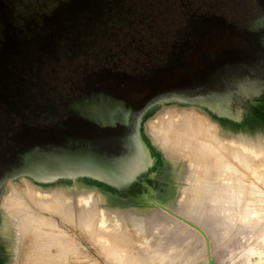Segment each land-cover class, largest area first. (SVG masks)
Instances as JSON below:
<instances>
[{"label": "rangeland", "instance_id": "obj_1", "mask_svg": "<svg viewBox=\"0 0 264 264\" xmlns=\"http://www.w3.org/2000/svg\"><path fill=\"white\" fill-rule=\"evenodd\" d=\"M224 6L223 0H0V95L13 107V110L0 107V148L11 149L7 141L10 139L16 140L20 149L61 143L64 131L51 125L48 115L60 114L69 98L92 90L120 95L137 109L159 93L187 91L199 83L209 82L223 90H233L242 78L252 74L256 58L251 43L240 37L234 28L218 20L200 21L196 25L197 30L190 26L188 20V16H192L197 22L208 11L215 16L224 15L227 13ZM138 38L153 43L161 41L159 49L171 48L174 39L180 41L177 64L172 68H159L140 55L138 62L131 61V66H138L133 73L115 67L114 63L122 59V53L134 47L131 39ZM259 67L258 72L262 74L264 67ZM259 102L264 109V100ZM254 106V99L246 95L232 97L228 103L230 111L234 112L239 107L253 109ZM185 109L188 112L194 110L195 116H199L196 120L199 118L203 123L214 124V129L218 128L215 131L218 140L213 137L212 143L211 137L204 138L211 141L208 143L214 146L212 151L219 149L215 147L220 138L225 141L221 143L227 148L220 144V152L211 153L216 157L221 154L219 157L225 161L209 153V167L220 170L222 165V170L227 167V171L236 173V181L242 178V181L239 179L240 190L247 192L240 191L241 199L237 189L233 188L221 199H214L212 195L204 205L195 209L189 203L190 200L198 201L189 196L193 182L189 174L198 173L199 163L192 157L175 159L166 155L164 148L152 141L148 126L150 121H156L167 110L179 113ZM218 123L222 124V131ZM74 125L75 133H94L93 127L87 123L75 122ZM251 125L245 130L239 126L238 131H234V118L200 103L172 100L151 107L142 117L140 131L147 139L152 138V144H157L167 157L180 162V168L184 164L188 166V170L181 171L178 178L176 173L169 178L168 187L174 186L176 191L167 199L165 196L157 200L149 196L146 200L135 197L132 200L136 203H121L108 192L98 189L96 192L95 187L79 184L85 183L80 177L69 181L60 178L53 183L29 176L5 181L0 189V264H208V254L217 264H264V118L251 120ZM236 149L242 155L239 160L233 154ZM221 161L224 163L220 164ZM167 166L169 168L171 164L167 163ZM167 166L158 173L157 180L164 179ZM210 178L213 179L208 174L207 179ZM26 188H35V192H28ZM89 190L102 199L98 197L100 210L105 212L108 221L99 215L87 218L89 211L81 212L83 205L78 202V195L86 191L90 193ZM235 190L237 193L232 192ZM51 191V195L54 192L60 195L59 205L50 199L46 201L45 206L48 207L45 208L44 199L30 198L36 192L39 197L46 198ZM62 196L67 197L64 202ZM17 200L27 202L29 206L22 202L16 204ZM32 200L37 206L42 203V208L40 205L35 208L37 206L30 202ZM60 202L69 203V209L67 204L61 205ZM159 203L202 227L205 234L155 206ZM18 205L22 206L21 211ZM4 206L12 216L3 214L9 212H5ZM24 208H29L32 216L28 218ZM44 208L46 212L42 210ZM60 208L61 211L58 210ZM154 211L157 215H144ZM69 212L74 221L69 220ZM45 214L50 216L52 224ZM33 217H36L35 221L31 220ZM5 218L10 223L16 220L14 224L18 226L8 225ZM41 222L45 225L40 226ZM2 225L5 228H1ZM54 225L58 226L57 229L53 228ZM7 227H14V230ZM17 237L20 238V241L16 239L18 242L14 241Z\"/></svg>", "mask_w": 264, "mask_h": 264}, {"label": "flooded vegetation", "instance_id": "obj_2", "mask_svg": "<svg viewBox=\"0 0 264 264\" xmlns=\"http://www.w3.org/2000/svg\"><path fill=\"white\" fill-rule=\"evenodd\" d=\"M224 8L227 13L220 16H215L212 11H208L205 16L200 17L196 22L192 16H188L189 24L197 30V23L200 21L218 20L225 26L232 27L236 30L237 34L247 39L254 50L256 63L252 68V74L245 76L239 81L236 88L230 91L223 90L218 86H213L209 82L197 84L195 88L190 90H173L174 92L189 94L192 96L198 95L212 101L218 108L230 110L228 103L232 97H241V95L249 96L254 99V108L246 109L239 107L234 112L235 125L241 126L245 130V127H251V120L258 117L264 118V109L259 106V101L264 100V72L259 74L260 65L264 67V0H223ZM134 47H131L130 51L122 53V59L115 61L114 66L121 68V70H129L134 72L138 69L137 65L131 66V61L138 62L139 56L144 55L148 63L157 65L159 68H172L177 64V51L180 50V41L174 39L171 48L159 49V42L143 41L142 38L131 39ZM146 62V61H145ZM146 64V63H145ZM259 68V69H258ZM128 71V72H129ZM260 84V85H258ZM244 87V94H242L241 87ZM254 89H253V88ZM261 89V90H260ZM105 92L110 95H114L125 99L131 106L132 112L127 122L116 123L114 125L99 126L79 115L77 110L73 107L75 100L83 97H90L94 93ZM172 92V91H170ZM169 93V92H163ZM160 94V93H159ZM223 95V96H222ZM150 99V98H149ZM145 104V103H144ZM142 105V107L144 106ZM0 107L6 110H13V107L8 101L0 95ZM141 107V108H142ZM137 109L135 105L128 99L105 91V90H92L82 95L73 96L68 99L63 111L58 115H48L49 123L57 126L64 131V140L61 143H48L45 145H34L25 149H20L17 141L14 139L7 140L10 143L11 149L0 148V189L5 181L10 180V175L15 173L22 165L23 157L35 147H46L48 145L68 146V147H80L82 145H90L96 152H106L109 156L115 158L124 152V143L131 139L135 132ZM17 114V113H16ZM237 116V117H236ZM75 122H83L93 127L94 133L89 135H82L75 133ZM7 137V136H5ZM169 183V180L168 182ZM134 184H138L134 182ZM168 197V196H166ZM152 198V197H151ZM133 199V198H132ZM129 199L130 203H136L134 200ZM132 201V202H131Z\"/></svg>", "mask_w": 264, "mask_h": 264}, {"label": "bare ground", "instance_id": "obj_3", "mask_svg": "<svg viewBox=\"0 0 264 264\" xmlns=\"http://www.w3.org/2000/svg\"><path fill=\"white\" fill-rule=\"evenodd\" d=\"M258 85H260V84H258ZM246 85H243L240 89H241V93L242 94H244V87H245ZM261 86V85H260ZM253 88V87H252ZM254 89V88H253ZM261 90V89H260ZM187 103H189V102H187ZM260 103V102H259ZM262 103V102H261ZM194 104V103H193ZM263 105V104H262ZM209 107V106H208ZM209 108H211V107H209ZM211 109H213V108H211ZM186 110V109H185ZM214 110V109H213ZM174 111V110H173ZM172 110H167L163 115H161V116H158V118H157V120L156 121H154V122H152V121H150V123H149V131H150V133H151V136H152V141L154 140L156 143H158V144H160L161 146H162V148H164V150H165V153H166V155H169L171 158H175V159H177V158H182L183 157V159H185V158H187V157H192V158H194L195 159V161L196 162H198L199 163V165H200V169H199V171H198V173L196 174V173H194L193 172V175L192 174H189V175H191V177H192V185H191V194L189 195V196H192L193 197V199L195 198V199H198V201H194L193 200V202L190 200L189 201V203L193 206V209H195V207H198V205H204L205 203H206V201L207 200H209L211 197H213V196H215L214 197V199H221V198H223L224 196H225V193L228 191V190H231V189H233V188H235V189H237V192H238V196L244 191H241L240 190V188H241V179L242 178H239L238 179V181H236V176L237 175H235L236 173H231V172H229V171H227L226 169H227V167H226V169H225V171L224 170H222L221 168H223L222 167V165H221V168H220V170H219V168L218 169H213L212 167H209V165H211L210 163H209V153L211 154L212 152L213 153H215V151H218L219 149L221 150V147H223L222 145V143H224V142H222L221 141V138L219 139V144H218V142L216 143V142H214V145H215V143L216 144H218V145H220L221 144V147L219 146L218 147V145H217V147H215V148H219V149H215V151H212V147H214V146H212V144L210 145L209 143L212 141L211 139L214 137L215 138V136L217 137V135L215 134V131L218 129V128H213L214 127V124L212 125L211 123H208V124H206V123H203L202 121H200L199 120V118H198V120H196L197 119V117H199V116H195V112H194V110L192 111V112H188V110H186V111H181V112H176V113H174ZM176 111V110H175ZM214 111H216V110H214ZM232 111V110H231ZM230 110H226V112H227V114L226 115H228L229 117H232V118H234L235 117V115H234V113L233 112H231ZM203 112V111H202ZM217 112V111H216ZM196 113H198V112H196ZM217 113H219V114H222V113H220V112H217ZM206 115V114H205ZM214 115V114H213ZM223 115V114H222ZM215 116V115H214ZM213 116V117H214ZM179 117V118H178ZM237 117V116H236ZM217 118V117H216ZM211 119V118H210ZM214 120H216V119H214ZM177 122H179V124H177ZM218 125H219V129L221 130V125L218 123ZM215 126H216V124H215ZM210 127H212L211 128V130L213 131V133L211 132V130H210ZM225 127V126H224ZM239 126H237V125H235V128H234V131L235 130H237V128H238ZM233 128V127H232ZM223 130V129H222ZM221 130V131H222ZM226 130H229V129H226ZM225 130V131H226ZM224 131V132H225ZM238 131V130H237ZM188 132H192L191 134L192 135H190ZM148 134V133H147ZM189 134V135H188ZM214 135V136H213ZM240 135H242V134H240ZM142 136H143V138L145 139V141L147 142V144L149 145V147H150V149L152 150V154H153V156H154V160H152L151 161V163H150V165H148L147 167H145V168H138V169H135V172H136V174L139 176V177H141V178H143V179H145L146 180V184L145 185H141V184H135V185H125V186H123V187H113V186H110V185H108V184H105V183H102V182H100V181H98V180H95V179H92V178H90V177H85V176H76V177H80V178H82V179H84L85 180V183H79V184H82V185H86V186H92V187H95V190L96 189H98V190H101V192H108L110 195H112V196H114L116 199H118V200H120L121 201V203H129V199H132V198H135V197H138V198H142V199H148V196L149 197H154V198H156V200L158 199V198H164V196H165V199H167V197L166 196H168V195H171L172 193H174L176 190H175V188L176 187H174V186H169L168 187V180H169V178H171L172 176H174V173H176L177 174V178H178V176H180L181 175V171H184V170H188V166L186 165V164H184V165H182L183 166V168H180V162L179 163H176L175 162V160L173 161L172 159H170L169 157H167L165 154H164V152H163V150L161 151L160 149H159V146H158V148H157V144H156V146H154L155 144H152V142H151V139H147L146 137H145V135L144 134H142ZM207 137V136H209L208 138H210L209 140H211L209 143L207 142V140L205 141V138L204 137ZM221 137V136H220ZM238 137H240V136H238ZM207 138V139H208ZM213 138V139H214ZM219 138V137H218ZM215 139H217V138H215ZM218 140V139H217ZM222 142V143H221ZM240 142V141H239ZM212 143H213V141H212ZM233 143H235L236 144V142H233ZM251 144L252 143H249V145L251 146ZM226 145V144H225ZM224 145V149H225V147L227 146H225ZM237 145V144H236ZM160 146V147H161ZM216 146V145H215ZM248 146V145H247ZM247 146H245V147H247ZM249 146V147H250ZM253 146V145H252ZM240 147V146H239ZM254 147V146H253ZM227 148V147H226ZM256 148V147H255ZM255 148H253V149H255ZM214 149V148H213ZM247 149V148H246ZM220 150H219V152H220ZM228 150V149H227ZM252 150V149H251ZM224 151V150H223ZM229 151H231V150H229ZM233 151V150H232ZM231 151V152H232ZM236 151V152H235ZM241 151V150H240ZM219 152H217L218 154H219ZM234 152V153H233ZM232 153L234 154V156L236 157V158H238V160L239 159H241L242 158V155L240 156V154L241 153H239L238 152V149H236V150H234ZM251 152V151H250ZM254 152V151H253ZM257 152V151H256ZM216 153V154H217ZM224 153H227V152H225L224 151ZM255 153V152H254ZM251 153H249V155H250ZM255 154H257V153H255ZM211 155H213V154H211ZM210 155V156H211ZM238 155V156H237ZM214 156V155H213ZM220 157H221V154L219 155ZM218 155H217V157L218 158H220ZM227 156V155H226ZM229 156V155H228ZM248 156V155H247ZM212 157V156H211ZM216 159H217V157H216V155L214 156ZM214 157H212V158H214ZM224 157V156H223ZM241 157V158H240ZM211 158V159H212ZM222 159V161H225V159H223V158H220V160ZM234 159V158H233ZM235 160V159H234ZM220 162V164L221 163H224V162ZM228 161V160H227ZM230 161V160H229ZM241 161V160H240ZM243 161V160H242ZM211 162V161H210ZM218 162H219V160H218ZM231 162H233V161H231ZM235 162V161H234ZM167 163H170L171 164V167L169 166V168H168V166H167ZM211 163H213V162H211ZM217 163V162H216ZM226 163V162H225ZM236 163V162H235ZM234 163V164H235ZM239 163V162H238ZM238 163H236V164H238ZM240 164V163H239ZM243 163H241V165H242ZM252 164V163H251ZM213 165H214V163H213ZM219 165V164H218ZM246 165V164H245ZM248 165V164H247ZM253 165H254V162H253ZM167 166V170H166V173H165V177H164V179H160V180H157L156 179V177H157V175H158V173L164 168V167H166ZM181 166V167H182ZM195 166V165H194ZM216 166V165H215ZM220 166V165H219ZM218 166V167H219ZM223 166H225V164L223 165ZM226 166H227V164H226ZM237 166V165H236ZM248 167V166H247ZM251 167V166H250ZM255 167V166H254ZM216 168H217V166H216ZM246 169V168H245ZM250 169V168H249ZM247 170V169H246ZM233 171H235V170H233ZM237 171H239V169L237 170ZM236 171V172H237ZM250 171V170H249ZM238 173V175L240 174L239 172H237ZM250 173V172H249ZM204 174H205V176H204ZM210 175V176H212L213 177V179H211V180H208L207 179V175ZM253 174V173H252ZM251 174V175H252ZM255 174V173H254ZM258 175V174H257ZM255 176V175H254ZM260 176V175H259ZM262 176V175H261ZM191 177L189 178V179H191ZM241 177V176H240ZM22 178V177H21ZM209 178V177H208ZM244 178V177H243ZM58 179H60V178H54V179H49V180H46V181H48V182H51V183H53V182H55L56 180H58ZM64 179V178H63ZM72 178H66V180H71ZM76 179V178H75ZM175 179H176V176H175ZM175 179H174V181H175ZM187 179V178H186ZM263 179V178H262ZM11 180V179H10ZM79 180V179H78ZM188 180V179H187ZM25 181V180H24ZM27 182V181H26ZM25 182V183H26ZM42 182V181H41ZM177 182V181H176ZM254 182V181H253ZM246 183V182H245ZM26 185H28V184H26ZM41 185V184H40ZM244 185V184H243ZM254 185V184H253ZM12 186V185H11ZM28 187V186H27ZM31 187H32V185H31ZM74 187V186H73ZM12 188H13V186H12ZM245 188V187H244ZM26 190H27V188H26ZM28 190H33V192H35L34 190H35V188L34 189H28ZM27 190V191H28ZM175 190V191H174ZM251 190H254V189H252V187H251ZM26 191V192H27ZM56 191V190H55ZM240 191H241V193H240ZM23 192V191H22ZM29 192V191H28ZM49 192V191H48ZM54 192V191H53ZM60 192V191H59ZM58 192V193H59ZM87 192V191H86ZM86 192L82 195V193H81V195H78V196H80V201H78V202H81L82 203V205H83V207H82V209H81V212L83 213L84 211L85 212H88L89 211V213H87V216H89V217H87V218H92V217H94V216H96V215H99L103 220H105V221H108V219L109 218H107V215L105 214V212H102V210H100V206H99V204L101 203H99V200L101 199L100 198V196H96V195H94V194H96V193H91V190H89V192L90 193H88V194H86ZM92 192H95V191H92ZM96 192H98L97 190H96ZM232 192H236V190L235 191H232ZM236 192V193H237ZM244 192H247V191H244ZM252 192V191H251ZM251 192H250V194H251ZM256 192V191H255ZM51 193H52V191L50 192V195H51ZM57 193V192H56ZM55 192H54V195H49L48 197H44V198H41V197H39L38 196V194H37V192H36V194L34 195V193H33V196H31L30 195V198L32 197V199L34 200V198H40V199H44V201H45V203L43 202V204H44V207L45 208H47L48 206H45L46 205V201H51L52 199L53 200H56L57 202L58 201H61L59 198H61L60 197V195H57ZM254 193V192H253ZM30 194V193H29ZM61 194V193H60ZM100 194V193H99ZM98 194V195H99ZM233 194V193H232ZM245 194V193H244ZM62 195V194H61ZM64 195V194H63ZM213 195V196H212ZM230 195V194H229ZM235 194H233V196H234ZM25 197H27L26 195H24ZM77 196V200L79 199V197ZM241 196V195H240ZM239 196V197H240ZM13 197V196H12ZM63 197V196H62ZM191 197V198H192ZM197 197V198H196ZM210 197V198H209ZM242 197V196H241ZM241 197H240V199H241ZM65 198V200L67 199V197L66 196H64L63 198H62V200ZM103 198V197H102ZM235 198H236V196H235ZM249 198V197H248ZM248 198H245V199H247V201L249 200ZM254 198V197H253ZM10 199V198H9ZM13 199V198H12ZM16 199H18V198H16ZM15 199V200H16ZM29 199V198H28ZM37 199V200H38ZM51 199V200H50ZM225 200L227 199V197L226 198H224ZM238 199V198H237ZM8 200V199H7ZM31 200V199H30ZM30 201V202H36V201ZM65 200H63V202L65 201ZM69 200V199H68ZM102 200V199H101ZM100 200V201H101ZM155 200V201H156ZM230 200H231V195H230ZM10 201H11V199H10ZM13 201H14V199H13ZM229 200H227L226 202H228ZM236 201V200H235ZM16 202V204H20V203H17V202H22V201H15ZM37 202H39V200L37 201ZM168 202H169V199H168ZM239 202V201H238ZM6 203V202H5ZM7 203H9V201L7 202ZM22 203H26L28 206H29V204L27 203V202H22ZM41 203V202H40ZM61 203V205L62 204H64V203H62V202H60ZM80 203V204H81ZM144 203V202H143ZM161 203V202H160ZM154 204L155 206H158V208H160V209H162V210H165V211H167L165 208H163L162 206H161V204ZM171 203V202H170ZM235 203V202H234ZM12 204V203H11ZM14 205H15V203H13ZM36 204V203H35ZM49 204V202L47 203V205ZM52 204H54L53 202H52ZM66 204H67V202H66ZM66 204H64V205H66ZM69 204V203H68ZM68 204L66 205L67 207H68ZM231 204H232V202H231ZM248 204V203H247ZM9 205V204H8ZM22 205V204H21ZM32 205H33V203H32ZM41 206L42 205V203L41 204H38V206ZM58 205H59V202H58ZM60 205V206H61ZM70 205H71V201H70ZM147 205V204H146ZM6 206V205H5ZM5 206H4V208H5ZM18 206H20V205H18ZM28 206H26V208L28 207ZM34 206V205H33ZM36 206H37V204H36ZM38 206L37 207H35V208H37L38 209ZM51 206H53V207H55L54 205H51ZM81 206V205H80ZM154 206V207H155ZM10 209H11V207L10 206H8ZM12 207H13V205H12ZM17 207V206H16ZM58 207V206H57ZM66 207V208H67ZM71 207V206H70ZM152 207H153V204H152ZM151 207V208H152ZM154 207H153V209H154ZM166 207V206H165ZM178 207V206H177ZM3 208V209H4ZM20 211L22 210V206H20ZM26 208H24V211L26 212V214H28V218L30 217V216H32L31 215V211L29 210V208L28 209H26ZM30 208H31V206H30ZM41 208H42V206H41ZM45 208L44 209H42L43 211H45ZM52 208V207H51ZM56 208V207H55ZM61 208H63L62 206H61ZM61 208L60 209H58V210H60L61 211ZM81 208V207H80ZM168 208V207H167ZM6 209V208H5ZM4 209V210H5ZM13 209H14V207H13ZM15 209H17V208H15ZM36 209V210H37ZM65 209V208H64ZM67 209H69V207L67 208ZM9 209L7 208L6 210H5V212L6 211H8ZM18 210V209H17ZM31 210H33V209H31ZM181 210V209H180ZM15 211V210H14ZM14 211H13V213H14ZM34 211V210H33ZM53 211L55 212V209L53 208ZM56 211H57V209H56ZM60 211H58L59 213H63L64 214V212H60ZM66 211V210H65ZM69 211V210H68ZM67 211V212H68ZM156 211V210H155ZM154 211V212H155ZM4 212V211H3ZM16 212H18V211H16ZM35 212V211H34ZM46 212V211H45ZM47 212H48V210H47ZM149 212V211H148ZM168 212V211H167ZM175 212V211H174ZM7 213H11L10 212V210H9V212H6V213H3V214H7ZM51 213V212H50ZM72 213V212H71ZM81 213V214H82ZM125 213V212H124ZM168 213H170V212H168ZM176 213V212H175ZM16 214V213H15ZM19 214H20V212H19ZM30 214V215H29ZM33 214V213H32ZM38 213H36V215H37ZM44 214V213H43ZM49 214V213H48ZM54 214V213H53ZM62 214V215H63ZM73 214V213H72ZM93 214V215H92ZM116 214V213H115ZM118 214V213H117ZM120 214V213H119ZM171 214V213H170ZM8 215V214H7ZM11 216L13 215V214H10ZM17 215V214H16ZM15 215V216H16ZM36 215H34V216H36ZM41 215V214H40ZM46 215V214H45ZM50 215H52V213L50 214ZM55 215H58V213L56 212V214ZM60 215V214H59ZM68 215H70L71 216V218H70V216L68 217L69 218V220L70 219H72L73 220V216L70 214V212H69V214ZM130 215V214H129ZM145 216H149V215H157L156 214V212L155 213H153V212H151V214L149 213V214H144ZM173 215V214H172ZM39 216V215H38ZM49 216V215H48ZM47 215H46V217H48ZM54 216V215H53ZM175 216V215H174ZM18 217V216H17ZM24 217L26 218V216L24 215ZM40 217V216H39ZM43 217V216H42ZM46 217L44 216V218L46 219ZM62 217V216H61ZM60 217V218H61ZM116 217V216H115ZM131 217V216H130ZM183 217V216H182ZM2 218V217H1ZM4 218V217H3ZM14 218H16V217H14ZM22 218V217H21ZM34 218V217H33ZM31 219V220H34L35 221V219H36V217L34 218V219ZM86 218V217H85ZM106 218V219H105ZM111 218V217H110ZM178 218V217H177ZM185 218V217H184ZM10 219V218H9ZM8 219V220H9ZM37 219H39V218H37ZM50 219V216L48 217V219L47 220H49ZM53 219V218H52ZM62 219V218H61ZM113 219V218H112ZM186 219V218H185ZM1 220V219H0ZM5 220H6V218H5ZM11 220V219H10ZM28 220V219H27ZM47 220L46 221H44V223L46 224V222H47ZM64 220V219H63ZM129 220V219H128ZM7 221V220H6ZM16 221V220H15ZM15 221L13 222L12 221V223L14 224L15 223ZM37 221V220H36ZM40 221H43V219L42 220H40ZM49 221H51V220H49ZM48 221V222H49ZM71 221V220H70ZM74 221V220H73ZM5 222V221H4ZM3 222V223H4ZM8 222V221H7ZM28 222H30L31 224H32V222L31 221H28ZM38 222V221H37ZM53 222H55L54 220H53ZM192 222V221H191ZM6 223V222H5ZM4 223V224H5ZM9 223L10 222H8V225H9ZM12 223H10V225L12 224ZM29 223V224H30ZM39 223V222H38ZM42 223V222H41ZM7 224V223H6ZM6 224H5V226H6ZM17 224V223H16ZM16 224H14V225H16ZM18 224H20V223H18ZM35 226H36V224L37 223H33ZM45 224H41L40 226H42V225H45ZM51 224H52V221H51ZM58 224V223H57ZM72 224V223H71ZM24 225V224H23ZM38 225V224H37ZM55 225H56V223H55ZM55 225H54V229L56 228L57 229V227L58 226H56L55 227ZM13 226V225H12ZM16 226H18V225H16ZM19 226H21V225H19ZM33 225H31V227H32ZM39 226V227H40ZM49 226V225H48ZM53 226V225H52ZM51 227V226H50ZM1 228H5V227H3V225H2V227ZM19 227H17V229H18ZM22 228V227H21ZM35 228H37V227H35ZM46 228V227H45ZM52 228V227H51ZM202 228V227H201ZM7 229L8 230H10V229H12V230H14V227L13 228H9V227H7ZM16 229V228H15ZM31 229V228H30ZM44 229V228H43ZM47 229V228H46ZM59 229V228H58ZM25 230V229H24ZM23 230V231H24ZM59 230H61V229H59ZM2 231H4V230H2ZM19 231V230H18ZM18 231H17V234H18ZM21 231V230H20ZM23 231H21V232H23ZM25 231H28L27 229L25 230ZM34 231H36V230H34ZM58 231V230H57ZM57 231H55V232H57ZM7 232V234H9L8 232L9 231H6L5 230V233ZM14 232V231H13ZM13 232H12V235H11V237L13 236ZM48 232V231H47ZM54 232V233H55ZM63 232H64V230H63ZM4 233V232H3ZM4 233V234H5ZM30 233V232H29ZM39 233V232H38ZM43 233V232H42ZM51 233V232H50ZM200 233H201V231H200ZM20 234V233H19ZM23 234V233H22ZM27 234H28V232L26 233V236H27ZM63 234V233H62ZM61 234V235H62ZM44 235V234H43ZM52 235H54V234H52ZM64 235V234H63ZM15 236H16V234H15ZM32 236V235H31ZM59 236V235H58ZM204 236V235H203ZM10 237V238H11ZM23 237V236H22ZM21 237V238H22ZM45 237H47V236H45ZM53 237V236H52ZM63 237V236H62ZM205 237V236H204ZM24 238V237H23ZM27 238V237H26ZM60 238V237H59ZM19 240L20 238H15L14 239V241H16V242H18L17 240ZM33 239V238H32ZM11 240H12V238H11ZM22 240H24V239H22ZM21 240V242H23ZM38 240H40V242H41V238L40 239H38ZM20 241V240H19ZM36 241V240H35ZM59 241V240H58ZM38 244H39V242H37ZM36 243V244H37ZM62 243V242H61ZM12 244H13V242H12ZM19 244V243H18ZM35 244V245H36ZM111 244V243H110ZM33 245V244H32ZM59 245V244H58ZM64 246V245H63ZM72 246V245H71ZM97 246V245H96ZM115 246H116V244H115ZM12 247V246H11ZM17 247H19V246H17ZM16 247V248H17ZM57 247V246H56ZM79 247H80V245H79ZM113 247V246H112ZM111 247V248H112ZM81 249V248H80ZM33 250V249H32ZM31 250V251H32ZM72 251V250H71ZM53 254V253H52ZM45 255H43L42 257H44ZM212 256V255H211ZM48 257V256H47ZM57 257V256H56ZM55 257V258H56ZM44 258H46V256L44 257ZM49 258V257H48ZM52 258H54V257H52ZM197 264H207L206 262H198Z\"/></svg>", "mask_w": 264, "mask_h": 264}, {"label": "water", "instance_id": "obj_4", "mask_svg": "<svg viewBox=\"0 0 264 264\" xmlns=\"http://www.w3.org/2000/svg\"><path fill=\"white\" fill-rule=\"evenodd\" d=\"M172 100L200 103L224 115L227 114L223 109L214 105L212 101H208L202 96H192L174 91L160 93L148 99L144 106L137 111L134 135L124 143V152L120 156L113 158L106 152H96L90 145H82L76 148L57 145L35 147L26 153L21 167L8 178L29 176L38 181H46L54 178L85 176L113 187L135 185L134 182L145 185L146 180L139 177L135 169L150 165L154 156L142 136L140 123L144 114L151 107L160 102ZM73 107L81 117L99 126L125 123L132 112V106L125 99L105 92L94 93L90 97L75 100ZM162 207L205 234L200 226L171 209ZM208 264H217L210 254H208Z\"/></svg>", "mask_w": 264, "mask_h": 264}]
</instances>
